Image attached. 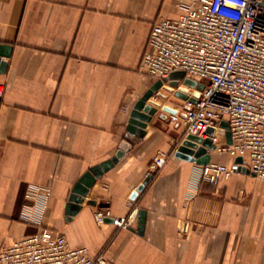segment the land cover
Returning <instances> with one entry per match:
<instances>
[{"label": "crops", "instance_id": "0c3cea01", "mask_svg": "<svg viewBox=\"0 0 264 264\" xmlns=\"http://www.w3.org/2000/svg\"><path fill=\"white\" fill-rule=\"evenodd\" d=\"M180 13L175 0H0V45L10 47L0 56V249L47 228L107 264H264V180L208 151L237 166L210 184L175 157L185 128L169 114L182 116L183 99L160 90L146 135L128 133L156 81L140 67L151 28ZM125 141L68 218L79 179ZM158 155L165 164L149 174ZM99 210L110 213L102 224Z\"/></svg>", "mask_w": 264, "mask_h": 264}, {"label": "built area", "instance_id": "2783aa9c", "mask_svg": "<svg viewBox=\"0 0 264 264\" xmlns=\"http://www.w3.org/2000/svg\"><path fill=\"white\" fill-rule=\"evenodd\" d=\"M175 4L180 15L176 19L162 17L153 24L140 62L146 75L162 81L151 102L155 103L162 89L185 93L188 99L180 108L182 116L169 114V121L182 122L185 137L210 139L215 149L209 152L232 158L247 156L248 171L264 180L262 0H175ZM181 71L203 89L184 85L181 79L175 80L178 86L172 88L170 75ZM222 122L228 124L231 144L220 143L226 132ZM210 128L214 129L211 135ZM165 161V156H156L148 166L149 174L157 172ZM236 165H200V178L216 184L229 178ZM109 215L107 210H99L95 221L102 224ZM0 264L107 263L102 254L91 256L86 247H72L60 232L43 228L1 248Z\"/></svg>", "mask_w": 264, "mask_h": 264}, {"label": "water", "instance_id": "95a60500", "mask_svg": "<svg viewBox=\"0 0 264 264\" xmlns=\"http://www.w3.org/2000/svg\"><path fill=\"white\" fill-rule=\"evenodd\" d=\"M262 6L264 7V0H262ZM10 51V47L1 46L0 45V56L8 55ZM3 66V64H2ZM172 81L169 82V85L172 88H176L178 86L177 79H181L184 81V84L196 88L197 90H202L203 85L197 84L194 80L189 79L185 76L183 71L172 73L169 77ZM162 87V81H155L154 84L150 87V89L143 94V96L136 102L133 109L130 112L129 120H128V133L129 135L136 136L138 138H143L146 135L145 128L147 124L151 121L152 117L158 112L157 106H154L149 103V100L154 96L155 93ZM175 96L183 100H187L188 96L185 93L176 91ZM198 94L196 93L195 96ZM221 127L226 130L225 137L226 143L231 144V136L228 131V124L226 122H222ZM214 129L210 128L208 133L213 134ZM130 143L125 141L124 145L119 149L115 156L110 160L103 162L102 164L91 168L87 173H85L74 186L72 193L69 197V203L67 205L66 214L68 218L74 216L77 211L80 209V205L83 202L84 197L87 195L89 189L93 186L96 179L99 178L103 173L111 169L124 155L127 151L128 147H130ZM215 149V146L212 144L210 139L203 140L194 135H187L186 138L182 141L180 146L177 148L175 152V157L195 162L198 165H207L210 162L211 156L208 150ZM235 162L241 170H245L246 173H249L246 170L245 166H242L243 158L241 156L235 157ZM253 176V174H251ZM149 180V177L137 188V192H140L144 185ZM135 195V194H134ZM144 212L141 211L139 214V231L141 233L143 229L144 223ZM107 220V218L105 219Z\"/></svg>", "mask_w": 264, "mask_h": 264}, {"label": "rangeland", "instance_id": "374dc122", "mask_svg": "<svg viewBox=\"0 0 264 264\" xmlns=\"http://www.w3.org/2000/svg\"><path fill=\"white\" fill-rule=\"evenodd\" d=\"M183 84H184V81H183ZM185 85V84H184Z\"/></svg>", "mask_w": 264, "mask_h": 264}]
</instances>
